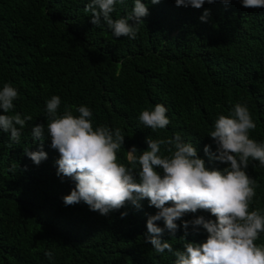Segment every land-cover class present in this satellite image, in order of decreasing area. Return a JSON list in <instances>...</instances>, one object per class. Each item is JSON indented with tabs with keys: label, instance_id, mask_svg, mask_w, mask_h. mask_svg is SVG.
<instances>
[{
	"label": "trees",
	"instance_id": "1",
	"mask_svg": "<svg viewBox=\"0 0 264 264\" xmlns=\"http://www.w3.org/2000/svg\"><path fill=\"white\" fill-rule=\"evenodd\" d=\"M88 2L0 0V89L8 83L18 91L8 114L33 117L21 130L20 143L0 130V264L175 261L167 250L155 253L145 239L147 218L158 211L147 199L139 208L127 202L107 215L83 201L64 203L75 181L57 174L60 154L47 132L42 141L31 136L35 124L46 125V102L53 95L61 100L58 115L68 108L78 116L76 109L83 105L93 113L94 129H121L124 148L117 155L124 164L131 146L147 149L146 137L179 133L193 143L206 167L222 170L227 165L210 159L204 146L216 153L208 133L219 115H232L237 103L247 106L256 124L250 138L264 143V7L245 8L241 0L205 2L201 8L176 6L175 0H141L149 14L130 39L114 37L103 22L92 24L84 10ZM133 6L134 0L116 3L113 19L127 16ZM205 9L210 15L201 21ZM158 103L166 107L170 124L153 132L138 117ZM26 149L43 150L47 158L37 165ZM162 154L167 155L163 148ZM245 171L258 185L251 211L264 205V167L250 160ZM197 217L216 219L203 209L186 213L176 221L174 234L163 220L155 223L175 250L183 247L181 237L206 240L202 226L196 231L189 223L186 233L182 227ZM255 243L264 246V232ZM49 250L51 260L44 254Z\"/></svg>",
	"mask_w": 264,
	"mask_h": 264
},
{
	"label": "clouds",
	"instance_id": "2",
	"mask_svg": "<svg viewBox=\"0 0 264 264\" xmlns=\"http://www.w3.org/2000/svg\"><path fill=\"white\" fill-rule=\"evenodd\" d=\"M124 0H89L85 12L91 14V23L106 24L114 37L135 39L142 17L149 14L141 0H134L132 11L123 18L113 19L116 3ZM160 0H151L152 4ZM216 0H175L176 6L201 8L204 3ZM229 3L230 0H220ZM245 8L264 7V0H241ZM210 15L205 9L201 21ZM131 22V23H130ZM18 91L8 83L0 89V130L9 135L10 141L20 143L21 130L31 115L8 114L14 109ZM61 100L53 95L46 102L47 123L35 124L31 136L43 140L45 131L51 138V147L59 152L57 174L72 178L75 188L63 197L66 205L83 201L93 211L107 215L110 211L131 202L139 208L140 201L147 199L158 211L146 221L145 239L157 254L165 250L175 257L174 264H264V246L255 241L264 232V205L249 210L255 196L256 181L245 169L249 161H258L264 167V143L250 138L256 124L247 106L237 103L231 116L219 115L208 136L216 144L213 154L209 145L204 152L210 159L227 166L222 170L206 167L198 157L192 142H185L179 133L170 138L146 137L147 149L138 151L133 145L127 150V164L118 160L117 153L124 148L125 135L121 129L107 126L93 127V113L86 106H79L73 115L68 108L58 115ZM167 109L156 104L152 110H143L139 122L153 132L165 129L170 120ZM162 148L164 153L162 154ZM26 155L37 165L47 158L43 150L28 151ZM157 169L162 170V174ZM169 205V206H166ZM198 209L209 211L216 219L197 217L183 221L186 230L191 223L194 230L202 226L207 238L201 243L188 242L184 237L182 249H173L163 240L164 229L155 221L163 220L165 228L174 234L176 221L184 214ZM260 211V212H259ZM127 213H121L126 216ZM50 260L53 253L45 251Z\"/></svg>",
	"mask_w": 264,
	"mask_h": 264
}]
</instances>
